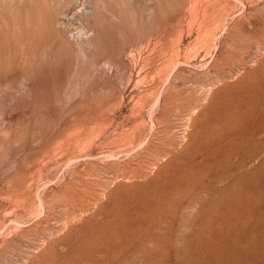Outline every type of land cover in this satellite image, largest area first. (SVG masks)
Listing matches in <instances>:
<instances>
[{"label":"rangeland","instance_id":"374dc122","mask_svg":"<svg viewBox=\"0 0 264 264\" xmlns=\"http://www.w3.org/2000/svg\"><path fill=\"white\" fill-rule=\"evenodd\" d=\"M0 264H264V0H0Z\"/></svg>","mask_w":264,"mask_h":264}]
</instances>
